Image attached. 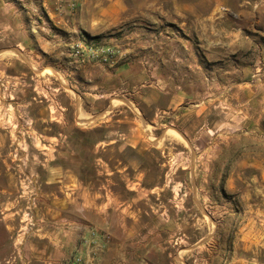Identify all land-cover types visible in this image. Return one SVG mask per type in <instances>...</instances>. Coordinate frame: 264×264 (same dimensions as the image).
Instances as JSON below:
<instances>
[{"label":"crops","instance_id":"0c3cea01","mask_svg":"<svg viewBox=\"0 0 264 264\" xmlns=\"http://www.w3.org/2000/svg\"><path fill=\"white\" fill-rule=\"evenodd\" d=\"M223 4L225 0H157L154 13L160 20L170 16L189 35L194 33L199 43L175 35L166 41L159 37L154 43L159 68L147 71L145 65L118 63L121 56L112 64L79 63L71 48L83 38L80 25L74 22L54 28L49 20L54 9L52 0H0V49H4L0 53L13 45L23 47L24 43L27 55L33 52V46H39L42 53L52 52L69 64L44 73L47 68H37L35 63L39 61L26 57L34 83L18 86L26 72L17 69L10 72L8 80L2 78L15 87L10 90V99L0 88V160L7 162L0 167V196L1 204L11 211L3 216L5 228L23 230L13 236L12 249L24 264H67L80 251L84 254L82 264H193L188 259L193 249L161 247L158 231H143L146 223L139 205L116 193L108 183L82 178L81 155L74 152L73 164L68 163L66 159L71 154L53 145L69 141L65 132L68 126L109 122L116 111L115 93H121L122 101L137 115L133 122L146 119L141 103L159 105L161 116L169 114L183 122L187 113L202 114L211 104L210 80L216 81L214 92L219 94L220 81L240 77L235 75L236 70L241 71L240 65L236 68L235 62L227 64V57L240 54L245 46L255 44L257 48L261 43L257 37L242 35L239 28H225L223 17L218 19L215 14ZM259 12H264V5ZM216 25L221 26L217 28L218 36L211 39L209 28ZM254 55L258 57L257 52ZM209 62L214 66L212 73L206 68ZM167 63L169 70L165 71L162 64ZM240 87L241 83L239 90H234V104L241 103ZM199 97L196 108L187 107V101ZM55 127L58 134L53 132ZM107 137L100 142L107 141ZM110 142L113 141L107 144ZM141 142L140 138L132 146ZM18 160L26 164L32 160V168L19 164L18 174L37 177L40 184L27 185V189L17 184V173L11 166ZM105 170L107 175L115 172L113 168ZM2 177L6 182L1 181ZM25 196L31 199L33 218L23 226L12 219L22 209ZM254 210L249 217L251 226L237 232L228 264H264V208ZM92 230L101 235L103 243L96 255L93 248L83 244V238L89 237ZM179 256L185 258L181 260Z\"/></svg>","mask_w":264,"mask_h":264},{"label":"rangeland","instance_id":"374dc122","mask_svg":"<svg viewBox=\"0 0 264 264\" xmlns=\"http://www.w3.org/2000/svg\"><path fill=\"white\" fill-rule=\"evenodd\" d=\"M156 1L81 0L74 19L59 23L55 16L49 15V20L58 29L60 25L76 22L82 39L112 45L116 50L115 61L121 56L118 63L145 65L147 71H153L154 66L159 68L158 52L154 49L159 37L166 41L175 35L199 43L194 33L189 35L170 16L160 20L154 13ZM262 5L264 0H225L216 9L217 18L223 17L227 30L239 28L242 35L257 37L261 43L257 48L255 44L245 46L240 54L227 57V64L235 62L236 68L240 65L241 71L235 73L240 77L220 81L219 94L214 92L216 81L210 80L211 104L202 114L187 113L183 122L169 114L161 116L159 105L141 103L146 119L133 122L137 115L122 101L121 93H115L116 111L109 122L68 126L65 132L69 141L53 145L71 154L66 159L68 163L73 164L74 152L81 155L80 167L86 180L108 183L116 193L139 205L146 223L143 231H158L161 247L193 249V255L188 257L193 264H228L237 232L251 226L249 217L255 208H264V12H259ZM220 27L209 28L211 39L218 36ZM21 44L23 47H4L6 50L0 53V88L6 99L11 98L10 90L15 87L2 79L8 80L10 72L16 69L26 72L18 80V86L35 82L26 57L29 61H39L35 63L37 68H47L44 73L69 65L52 52L42 53L39 46H33V52L27 55L26 45ZM162 68L168 71L169 64H162ZM206 68L212 73V62ZM239 83L241 103L234 104L237 95L234 97L233 93L239 90ZM199 99L187 101V107L196 108ZM53 132L58 134L56 127ZM75 135L80 139L78 144ZM105 135L107 141L113 142H100ZM140 138V145L133 147L132 143ZM28 162L18 160L11 166L17 173V184L25 189L27 185L41 183V179L35 180L37 177L18 174L19 164L32 168V160ZM4 164L7 162L0 160L1 168ZM107 168L115 172L107 175ZM1 181L4 183L6 179L2 177ZM1 200L0 196V264H6L9 259L10 264H24L12 249L13 236L23 230L13 232L5 228L3 216L11 211L4 208ZM30 200L23 198L22 209L16 212L13 222L25 226L33 218Z\"/></svg>","mask_w":264,"mask_h":264},{"label":"built area","instance_id":"2783aa9c","mask_svg":"<svg viewBox=\"0 0 264 264\" xmlns=\"http://www.w3.org/2000/svg\"><path fill=\"white\" fill-rule=\"evenodd\" d=\"M54 9L49 15L56 17L59 23L68 21L71 17L78 13L81 7V0H52ZM47 9V8H46ZM72 54L78 59L79 63L87 61H97L100 63L112 64L115 61L116 50L110 44L98 43L95 41H86L84 39L76 42L72 47ZM101 235L92 230L89 237L83 238V244L93 248L96 255L103 247L100 239ZM84 262V254L80 251L71 257L67 264H82ZM11 260H7L6 264H10Z\"/></svg>","mask_w":264,"mask_h":264},{"label":"trees","instance_id":"16d2710c","mask_svg":"<svg viewBox=\"0 0 264 264\" xmlns=\"http://www.w3.org/2000/svg\"><path fill=\"white\" fill-rule=\"evenodd\" d=\"M97 38V37H96ZM83 132V131H82ZM73 138V137H72ZM74 139V138H73ZM75 142L78 144L80 142V139L75 135ZM84 172V171H83ZM82 178L85 179V175L83 173Z\"/></svg>","mask_w":264,"mask_h":264},{"label":"bare ground","instance_id":"6f19581e","mask_svg":"<svg viewBox=\"0 0 264 264\" xmlns=\"http://www.w3.org/2000/svg\"><path fill=\"white\" fill-rule=\"evenodd\" d=\"M220 32V31H219Z\"/></svg>","mask_w":264,"mask_h":264}]
</instances>
